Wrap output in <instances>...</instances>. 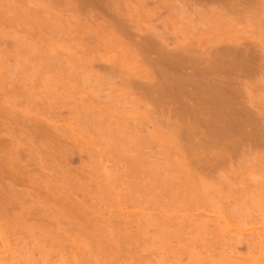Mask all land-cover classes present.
I'll return each instance as SVG.
<instances>
[{"label":"rangeland","instance_id":"obj_1","mask_svg":"<svg viewBox=\"0 0 264 264\" xmlns=\"http://www.w3.org/2000/svg\"><path fill=\"white\" fill-rule=\"evenodd\" d=\"M94 1L0 0V238L16 264H187L195 252L203 264H236L221 257L231 246L246 259V244L264 247V146L231 148L218 131L192 154L174 116L158 115L147 50L169 58L257 45L261 70L232 96L257 133L264 0ZM217 154L225 161L205 169L201 158ZM218 213L247 239L242 248Z\"/></svg>","mask_w":264,"mask_h":264},{"label":"bare ground","instance_id":"obj_2","mask_svg":"<svg viewBox=\"0 0 264 264\" xmlns=\"http://www.w3.org/2000/svg\"><path fill=\"white\" fill-rule=\"evenodd\" d=\"M83 1V0H81ZM79 0V2H81ZM92 1V0H91ZM94 1V0H93ZM96 1V0H95ZM94 1V2H95ZM196 1V0H195ZM201 3L203 2L202 0H199ZM199 1L198 4H199ZM205 5H206V0H204ZM209 2V0H207ZM211 1V0H210ZM218 1V0H217ZM216 0H214V2H217ZM223 0H221L220 2L218 1L217 3H221ZM225 1V0H224ZM87 2V1H86ZM89 2V1H88ZM100 2V1H99ZM97 1L98 4L99 3ZM213 0H212V4H214ZM91 3V2H90ZM203 3V4H204ZM82 4V3H81ZM85 4V3H84ZM101 4V2H100ZM211 4V3H209ZM86 5V4H85ZM208 5V3H207ZM92 6V5H91ZM90 6V7H91ZM94 6V5H93ZM100 6V5H99ZM87 7V6H86ZM183 15V14H182ZM189 15V14H188ZM191 19V18H190ZM185 20V19H184ZM188 20V17L187 19ZM189 21V20H188ZM142 42V41H141ZM140 42V43H141ZM190 42V41H189ZM150 43V42H147ZM187 43V42H186ZM191 43V42H190ZM244 43V42H243ZM144 48L145 52H147V55H149V51H150V55L155 54V58L152 59L154 63L155 60H157L158 62V71L156 70L155 73H153L154 71L152 70V73L154 74L153 79L154 82H152L155 87L159 84L160 86L158 87L159 89H155V87L152 84L149 88V90H151L153 92L150 91L152 98H149L151 100H153V102H157L156 104L159 105V107H157L158 110V115H160L162 117L163 120H168L170 121V117L172 118V121L174 120V122L178 125L176 126L179 127V134L184 135V141H186L187 143H189V146L191 147V149H195V152H192V154L194 155H198L197 158H200L202 152L199 151V149H201L202 145H204V142H208L211 143L213 141L211 140H215L213 137L214 135H218L219 138H221L220 134H225L224 137H228L227 141H228V147L233 148V146L241 143L242 146L244 147H248V145L250 144H259L261 143L262 146H264V130L261 131H257V133L255 132L256 127L253 128L252 124L255 126V123H250L249 119H241V117L238 115L240 114V112L238 113V110H235L236 108H234V106L236 107V105H234L235 103H232V96L235 97V94L233 93L236 92V90H234L233 88L235 87H239L240 85H242V81L247 78L252 76L253 74L258 73V71L261 70L260 67H262L263 62L260 60L262 59L258 54L261 53L258 52L257 49V45L256 48L255 46H251L252 44H239V42H235L234 44H226V45H222V47L217 46L218 48L215 47V49H213L212 51L208 52H204L202 54H204V56L201 55H194L193 52L190 53H186L188 52L187 50H185L182 54H174L173 56L169 57V58H165L164 56H161V52H160V56L158 58V49L157 47L154 48H150L153 49L154 52L150 49H148V45L144 42ZM145 44L147 47H145ZM151 45V43H150ZM155 43L151 46H154ZM143 46V45H142ZM212 48V47H211ZM148 49V50H147ZM147 50V51H146ZM160 50V49H159ZM161 51V50H160ZM197 51V50H196ZM152 52V53H151ZM157 52V53H156ZM207 53V54H206ZM258 56V57H257ZM149 57V56H148ZM148 59H151L148 58ZM258 60V61H256ZM150 61V60H149ZM255 61L257 62V64L255 63ZM262 63H260V62ZM150 62V63H151ZM259 62V63H258ZM152 63V65H153ZM156 64V63H155ZM154 64V65H155ZM156 67V68H157ZM156 72L158 73V76ZM156 78V80H155ZM158 78V79H157ZM243 79V80H242ZM153 81V80H152ZM155 81H158L159 84H157ZM153 88L159 92V94H156L153 90ZM148 90V89H147ZM148 94V95H150ZM234 94V95H233ZM156 100V101H155ZM234 100V99H233ZM237 103V102H236ZM237 109L238 105H237ZM240 111V110H239ZM163 113L168 114V116L166 114L161 115ZM166 115V116H165ZM172 115V116H170ZM165 117V119L163 118ZM249 117V116H248ZM252 120V119H251ZM168 121V123H169ZM177 121L179 123H177ZM172 122V123H174ZM252 122V121H251ZM171 123V122H170ZM169 123V124H170ZM175 124V125H176ZM178 129V128H177ZM254 130V131H253ZM258 130V129H257ZM178 131V130H177ZM219 132H222L220 134H218ZM225 132V133H224ZM228 132V133H227ZM182 135V136H183ZM222 138L221 139H226ZM211 141V142H210ZM217 141V140H215ZM256 141V142H253ZM208 143V144H209ZM186 144V143H185ZM191 144V145H190ZM207 144V143H206ZM211 145V144H210ZM214 145V144H213ZM187 146V144H186ZM234 146V147H235ZM188 148V147H187ZM209 148V147H208ZM214 148V147H213ZM222 148V147H221ZM216 149V148H215ZM188 150V149H186ZM217 150V149H216ZM207 151V150H206ZM217 152V151H216ZM219 152V151H218ZM209 153V152H208ZM215 153V152H214ZM218 155V154H217ZM221 156L218 155L217 156H208V157H202L201 159L203 160L202 162L204 163L203 166H205V164H207L205 167V169H209L210 166V170L213 169V166H218V162L221 160V162L225 161L224 157L222 156L221 159H217ZM196 159V157H194ZM193 158V159H194ZM194 159V160H195ZM223 159V161H222ZM227 159V158H226ZM197 160V159H196ZM198 161V160H197ZM199 161H201L199 159ZM194 162V161H193ZM201 162V163H202ZM200 163V162H199ZM106 164V163H105ZM198 164V163H197ZM218 164V165H217ZM104 165V164H103ZM200 165V164H199ZM209 165V166H208ZM108 166V165H107ZM106 166H103V171L107 170L105 168ZM110 167V166H109ZM110 169V168H109ZM108 169V170H109ZM111 171V170H110ZM109 171V172H110ZM106 171H104L103 174H105ZM108 173V172H106ZM117 190V189H116ZM84 202V201H83ZM87 202V201H86ZM85 203V202H84ZM119 203V202H118ZM82 205V204H81ZM141 206V205H140ZM83 207H85L83 205ZM88 207V206H87ZM142 207V206H141ZM149 208V207H148ZM86 209V207H85ZM88 209V208H87ZM117 209V208H116ZM127 209V208H126ZM135 209V208H134ZM137 209V208H136ZM156 209V208H155ZM197 209V208H196ZM112 210V209H111ZM118 210V209H117ZM116 210V211H117ZM148 210V209H147ZM160 210V209H159ZM122 211V210H121ZM156 211V210H155ZM213 211V210H211ZM88 212V210H87ZM110 212V209L109 211ZM135 212V211H134ZM161 212V211H159ZM205 212V211H204ZM208 212V211H207ZM219 212V211H218ZM90 213V212H89ZM93 213V212H92ZM114 213V211H113ZM121 213V212H120ZM146 213V211H145ZM222 213V212H221ZM97 214V213H95ZM131 214V213H130ZM160 214V213H159ZM207 214V213H206ZM210 214V213H209ZM102 215V214H101ZM121 215V214H119ZM123 215V214H122ZM129 215V214H128ZM143 215L147 216L146 214L143 213ZM214 215V214H213ZM98 216V214H97ZM103 216V215H102ZM101 216V217H102ZM105 216V215H104ZM113 216V215H112ZM116 215H114L113 217H115ZM124 216V215H123ZM142 216V215H141ZM150 217H152V215H149ZM199 216V215H197ZM212 216V215H211ZM122 217V216H121ZM119 217V218H121ZM129 217V216H127ZM136 217V215H135ZM210 217V216H209ZM213 217V216H212ZM228 217V216H227ZM99 218V217H98ZM108 218V217H107ZM118 218V219H119ZM123 218V217H122ZM130 218V217H129ZM132 218V217H131ZM160 218V217H159ZM164 218V217H163ZM206 218V217H205ZM214 218L219 222V220L221 222H223L227 227H230L228 225V220L225 216L221 215V214H217L214 216ZM214 218H212L214 220ZM229 218V217H228ZM102 219V218H100ZM112 218H110L111 220ZM134 219V218H133ZM208 219V218H207ZM211 219V218H210ZM233 219V218H231ZM104 220V218H103ZM106 220V218H105ZM104 220V221H105ZM108 220V219H107ZM164 220V219H162ZM205 220V219H204ZM209 220V219H208ZM235 219H233L234 221ZM102 221V220H101ZM112 221V220H111ZM117 221V219H116ZM131 221V220H130ZM133 221V220H132ZM158 220H156L157 222ZM211 221V220H209ZM216 221V222H217ZM252 220L247 221L246 223L249 222V224H251ZM263 221V220H262ZM261 221V223H262ZM109 222V221H108ZM136 222V221H135ZM134 222V223H135ZM155 222V221H154ZM212 222V221H211ZM214 222V221H213ZM221 222L219 224V226H221ZM256 222V221H255ZM259 222V221H258ZM110 223V222H109ZM126 223V222H125ZM236 221L233 223L235 225ZM238 223V222H237ZM257 223V222H256ZM111 224V223H110ZM127 224V223H126ZM131 224V222H130ZM138 223L136 222V225ZM154 224V223H153ZM245 224V222H244ZM242 223V228H245L246 226ZM255 224V223H254ZM253 224V225H254ZM260 224V222L258 223V225ZM135 225V226H136ZM213 225V224H212ZM211 225V227H212ZM216 225V224H214ZM237 225V224H236ZM235 225V226H236ZM134 226V225H133ZM139 226V225H138ZM209 226V225H208ZM218 226V225H217ZM241 226L240 224L238 225V227ZM251 226V225H250ZM210 227V228H211ZM215 228V226H213ZM222 227V226H221ZM257 227V226H256ZM130 228V226H129ZM137 228V227H136ZM223 228L226 227H222L221 229L224 231ZM252 228V226H251ZM139 229V228H138ZM218 229V228H217ZM220 229V230H221ZM229 229V228H226ZM240 229V227H239ZM231 232H235V237L239 238L243 235L241 232L239 231H234L233 229H231ZM215 231V230H213ZM256 231V230H254ZM258 231V230H257ZM264 231V230H263ZM148 232V231H147ZM209 232V231H208ZM212 232V231H211ZM221 232V231H220ZM230 232V231H229ZM227 232V233H229ZM260 232V231H259ZM258 232V233H259ZM213 233V232H212ZM216 233V232H215ZM225 233V232H224ZM224 233L222 235H224ZM250 237L254 236L253 232H249ZM254 234H257V232H254ZM262 234V232H261ZM259 234V236L261 235ZM146 235V234H144ZM228 235V234H227ZM247 235V234H246ZM219 236V235H218ZM245 236V235H244ZM1 237V236H0ZM213 237V236H212ZM229 237V236H228ZM233 237V236H232ZM246 237V236H245ZM256 238V236H254ZM172 238V237H171ZM222 238V237H221ZM243 238V236H242ZM253 238V237H252ZM205 239V238H204ZM223 239V238H222ZM230 239V238H229ZM234 240L236 238H233ZM257 239L261 240V236ZM256 239V240H257ZM3 239L0 238V264H16L18 255L16 256L17 253H14L13 251H11V248L7 245H5V243L2 241ZM179 240V239H178ZM232 240V239H231ZM237 240V239H236ZM235 240V242L238 244H240V240L237 242ZM247 240V239H244ZM243 239L241 241H244ZM249 240V239H248ZM254 240V239H253ZM176 241V240H175ZM187 241V240H186ZM224 241V240H223ZM228 241V239H227ZM233 241V240H232ZM172 242V241H171ZM192 242V241H191ZM246 242V241H245ZM180 243V241H179ZM249 243V242H247ZM252 243V242H251ZM259 243V242H258ZM176 244H178L176 242ZM195 244V242L193 243ZM226 244V243H225ZM256 244V243H255ZM262 244V243H261ZM180 245V244H179ZM177 245V246H179ZM227 245V244H226ZM236 245V244H235ZM241 245V244H240ZM250 245V244H249ZM174 246V245H173ZM193 246V245H192ZM198 246V245H195ZM201 246V244H200ZM204 246V245H202ZM219 246V245H218ZM231 246V245H229ZM243 246V245H242ZM242 246H237V247H241ZM253 246V245H252ZM255 246V245H254ZM263 245L260 246V244L254 248H248L247 244V250L249 249V253L246 254L248 256H246V259H237L239 258L240 254H242V252L237 251V249L235 250L232 246L231 248H228V246H226L227 250L225 252L224 255V250H221L219 253H223L224 256L221 257H226V259H235L234 262H245L246 263L249 262V264H263L264 263V256H262L264 254V247L262 248ZM189 247V246H186ZM199 247V246H198ZM210 247V246H209ZM215 247V246H214ZM245 247V246H244ZM250 247V246H249ZM66 248V247H65ZM192 248V247H191ZM223 248V247H222ZM225 248V246H224ZM240 248V249H241ZM67 249V248H66ZM72 249V248H71ZM195 248H193V252H195L196 250H194ZM199 249V248H198ZM203 249V248H202ZM205 247H204V251H205ZM221 249V248H220ZM225 249V250H226ZM14 250V249H13ZM64 250V248L62 249ZM69 250V249H68ZM74 250V249H73ZM201 250V249H200ZM219 250V249H216ZM158 251V250H157ZM208 253V250H206ZM245 251V250H244ZM70 252V251H69ZM199 252V251H197ZM212 252V250H211ZM246 252V251H245ZM60 253V252H59ZM66 253V252H65ZM63 253V254H65ZM74 253V252H73ZM201 253V252H200ZM196 254V252L194 253L197 256H200L199 259L195 260V261H191L187 264H203L205 262V259L208 258V256H202V253L200 254ZM19 254V253H18ZM61 254V255H63ZM68 254V253H66ZM65 254V255H66ZM153 254V253H152ZM151 254V255H152ZM245 254V253H244ZM243 254V255H244ZM60 255V256H61ZM74 255V254H72ZM193 255V254H192ZM194 255V256H195ZM239 255V256H238ZM158 256V255H157ZM196 256V257H197ZM212 256V255H211ZM72 257V256H71ZM155 257V256H154ZM162 257V256H161ZM189 257V255H188ZM219 257V256H218ZM221 257H219L221 259ZM63 258V256H62ZM176 258V257H175ZM212 258V257H210ZM67 259V258H66ZM158 259V258H157ZM171 259V258H169ZM167 259V260H169ZM173 259V258H172ZM191 259H193L191 257ZM65 260V259H64ZM100 260V259H99ZM160 260V262H159ZM157 260L158 263L157 264H161V261L163 263V261L165 260H161V258ZM203 260V261H202ZM208 260V259H207ZM206 260V261H207ZM223 260H225V258H223ZM245 260V261H244ZM61 261V259L59 260ZM69 261V260H68ZM148 261V260H147ZM156 261V259H155ZM156 261V262H157ZM172 261V260H171ZM170 261V262H171ZM175 261V260H173ZM202 261V262H201ZM214 261V260H212ZM231 261H227L228 263H230ZM81 262V261H80ZM79 262V263H80ZM131 262V261H130ZM155 262V263H156ZM167 262V261H166ZM177 262V261H176ZM210 262V261H209ZM63 263V262H61ZM77 263V262H76ZM78 263V264H79ZM97 263V262H96ZM172 263V262H171ZM233 263V261H232ZM231 263V264H232ZM99 264V263H98ZM126 264V263H125ZM129 264V263H128ZM131 264V263H130ZM142 264V263H141ZM147 264V263H146ZM173 264V263H172ZM235 264V263H233Z\"/></svg>","mask_w":264,"mask_h":264}]
</instances>
